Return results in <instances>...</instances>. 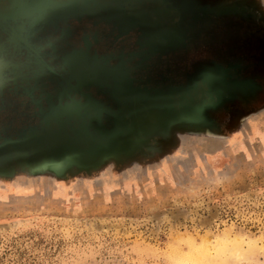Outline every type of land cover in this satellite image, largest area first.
<instances>
[{
    "label": "rangeland",
    "instance_id": "1",
    "mask_svg": "<svg viewBox=\"0 0 264 264\" xmlns=\"http://www.w3.org/2000/svg\"><path fill=\"white\" fill-rule=\"evenodd\" d=\"M14 1L3 12L12 4L0 0V264H264V0H122L93 21L91 0H48L70 9L73 24L35 27L21 41L49 60L10 38L36 24L27 14L40 0ZM135 3L145 4L141 18ZM241 19L259 41L242 38ZM228 32L254 56L247 69L207 67L187 93H155L183 86L184 63L191 75L197 59L225 66ZM49 35L64 44L46 46ZM69 48L99 74V116L84 95L58 93L45 68L68 88ZM236 77L253 83L224 84ZM141 92L149 101L124 105ZM237 240L254 248L214 255Z\"/></svg>",
    "mask_w": 264,
    "mask_h": 264
},
{
    "label": "water",
    "instance_id": "2",
    "mask_svg": "<svg viewBox=\"0 0 264 264\" xmlns=\"http://www.w3.org/2000/svg\"><path fill=\"white\" fill-rule=\"evenodd\" d=\"M17 1H19V0H17ZM68 2H71V0H69ZM108 2H112L114 6L118 5V4L117 5L115 4L114 0H109ZM121 2H119V4ZM11 4L13 6H15L16 3L14 0H11ZM108 4L110 6V3H108ZM36 5H37V7H36L37 11L27 14L28 18H30L36 24H32V25L28 26V25L21 23L20 29L18 30V33L20 35H18V37H17L16 36L17 33H15V34H12L11 35L12 37H10V38L12 40H15L16 38L19 39L17 42H14V45L20 46V44L23 43L24 45H26L27 48L30 49V51H32V54H36V56L40 57L41 59L45 57L46 60H49L50 55L49 54L47 55L46 53H44L45 47L37 46V44H31L28 40H27L28 42L26 40L24 42L21 41V38H23L22 35H27L32 31L36 32V30H34L35 27L40 26L42 28L44 25H50L51 23H52L51 26L55 29H56V27L60 28L63 24L70 26L71 23L73 24V22L75 20V15H72V13L70 12L71 11L70 9L63 12L60 9L61 6L58 7V6H56L57 4L54 5L52 2H50L48 0L36 1ZM200 5L205 6L203 3H200ZM67 7L70 8L72 6L69 4V6H67ZM207 8H208V10H211V8H209V7H207ZM101 10L102 9H100V11H98V12H101ZM95 12H88L89 13L88 16H91L92 18H94V19H92V21L97 20V18L93 17ZM35 14L37 15L36 19L37 20L39 19V22H36L35 18L32 17ZM136 17L141 18L140 16H136ZM214 18L219 19L216 16ZM220 19L224 20V21L230 20V18H226V17H223ZM241 21L245 27V29H244L245 31L242 34V36H243L242 38L244 40L250 39V40L259 41L260 40V31H257L256 29L251 27L250 22H247L246 19H241ZM178 22H179L178 23V29L183 30L185 21H183L181 18ZM234 22H237V21H232L231 23H234ZM228 25H229V23H228ZM229 28H230V26H229ZM66 29H68V28H66ZM214 29H216L218 31L217 28H214ZM256 31H257V33H256ZM258 33H259V35H258ZM36 34H37V32H36ZM49 37H51V36L49 35ZM32 38H34V37H32ZM235 40H236V38H234V35L232 33H230V32L226 33V35H225L226 46L219 53L220 56L222 57V59H224L223 61L225 62V66L219 67V66H216L215 64H212V66H211L208 63L197 59L192 64V66L194 68V73H192V75H191L192 71L189 70L187 65L184 63V66L182 68V73H183V77L185 80L182 83L183 84L182 87H179L178 86L179 84H174V85H170V86L168 84L166 86L158 87V89H153V90H155V93H166L167 92L166 94H159L162 98H167L169 93L170 92L173 93V91H175L176 89L183 90L187 93L188 90L190 89V85L193 83V81L197 80L198 78L201 77V75L206 73L204 71V69H206L207 67L209 69L217 70V71H218L217 68H220L219 70L220 71L222 70V72L227 71V70L231 71V72H236V73L243 72L245 69L248 68V65L251 63L254 56H248L247 58L243 57L242 54H246V53L243 51H240V49L242 50V48H240L238 50L235 49V46H234ZM57 42L64 44L65 41L61 38L57 39V36H56L55 38L51 37L49 39V41H46L45 45L48 47H55ZM180 42H181V45L177 48L182 50L183 52H187L188 51V45H186L187 42L185 40L184 35H182ZM148 44H149V47L152 46L150 43H148ZM174 50H176V49H171V48L166 49V50L162 51L161 55L170 54V53L172 54L174 52ZM68 51H69L68 53L73 56V59H70L69 65H68V67L71 70V72H70L71 76H70V79L68 81V86H67L68 88H66V86H65V82H66L65 79H63V77L55 71L56 68L54 67V65L52 63L43 61L45 63V64L44 63L43 64L45 65V68L47 69L48 72L53 73V74H57L56 82L59 85L58 93L63 92L64 94H68L67 91L71 92V90H73V91H75V93L84 95L85 97H87V102H89V104H90L87 106V107H89L88 110L99 116L100 113L102 114L104 112L103 110L105 108L103 107L102 104H100L99 101L96 100V98L94 99L92 97V94H91L93 91L101 89L100 82H98L99 74L96 73L97 70H95V68L92 66V64L89 61L85 60L84 58H79L76 56V53L78 51H76L74 48H69ZM42 55H44V56H42ZM161 55H158V57ZM151 57H153V56H151ZM161 57H164V55ZM174 57H176V56H174ZM148 60H150V59L148 58L146 60H143L138 65H134L132 68H129V69H137V70L142 69L143 66H146L148 64L147 63ZM16 63L18 64V61H16ZM158 63L159 64H157V67L159 69L164 68V70H165L166 66L168 65L167 61L164 64V60H161ZM17 64L15 66L18 67L19 64L18 65ZM220 71H219V73H220ZM252 80H253V78L241 79L239 77H236L234 80L226 81L227 83L224 82V84H226V85H234V84L246 85V84H252L253 83ZM204 81H205L204 83H206V79H204ZM142 84H146V83L143 82ZM142 89H145L142 91L145 93V95L146 94H150V95L152 94V91L150 89H148V90H150L151 92L148 91L147 88H142ZM142 92H141V94H142L141 96L138 95L137 97H134V98L133 97L131 98V94H129L128 95L129 99H128V101L125 102L124 105L130 104L133 99L135 102H137L138 100L149 101V99H147L146 97H143L144 95ZM35 101L36 100H33V103H35ZM71 112H72V110H71ZM81 119H84L83 116H81ZM37 125L38 124L27 127L26 131H28V133H30V134H32L33 132H36L37 128H38ZM84 126H85V124H84ZM36 134H38V133H36Z\"/></svg>",
    "mask_w": 264,
    "mask_h": 264
},
{
    "label": "bare ground",
    "instance_id": "3",
    "mask_svg": "<svg viewBox=\"0 0 264 264\" xmlns=\"http://www.w3.org/2000/svg\"><path fill=\"white\" fill-rule=\"evenodd\" d=\"M114 1H115V4L117 5L122 0H114ZM103 5L104 6H106V5L109 6L108 0H91V4H90L89 8L86 11L87 12L100 11V9L102 8ZM12 6L13 5H10L8 7V4H7V5L3 6V9H5V12H7V10H10ZM143 6H145V4H143V3H135V4H133V7L131 8L132 14H134L135 16H139V14H140V13L138 14L139 8H141ZM169 114H177V112L172 110V111L169 112ZM168 119L171 120L172 118L170 119V116L168 115ZM238 241L239 240L233 242L230 245H223L220 249L215 251L214 255L216 257H219L220 255L224 256V254H226V253L230 254V255H232V254H241V253L246 252V251L248 252V250L250 248H254V247H252V246H254L252 244H248V245L245 246L244 244H242V243H240Z\"/></svg>",
    "mask_w": 264,
    "mask_h": 264
}]
</instances>
